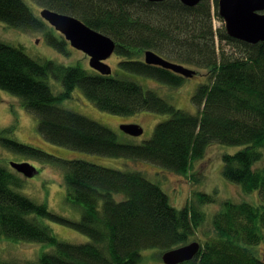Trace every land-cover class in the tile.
I'll use <instances>...</instances> for the list:
<instances>
[{
	"label": "trees",
	"instance_id": "16d2710c",
	"mask_svg": "<svg viewBox=\"0 0 264 264\" xmlns=\"http://www.w3.org/2000/svg\"><path fill=\"white\" fill-rule=\"evenodd\" d=\"M34 1L76 15L112 37L126 72L181 86L187 77L144 61V52L150 49L183 66L206 68L208 81L195 89L193 114L130 78L38 60L24 46L0 40V89L19 97L37 116L38 130L57 156L8 137L12 132L8 128L0 131V142L15 152L63 164L67 200L82 207L78 221L52 214L46 204L17 190L24 179L16 169L17 173L0 164V234L14 241L52 245L54 250L44 252L39 264H140L145 248L168 250L189 243L206 220L200 206L215 203L216 195L192 191L178 209L143 172L60 158L61 148L147 160L197 182L200 178L191 173L192 164L209 145L220 142L243 146L223 155L222 174L246 193L257 191L261 202L223 201L199 253L180 264H264V253L258 250L264 240V167L256 166L264 157V42L250 44L230 37L223 27L215 30L217 0L214 14L210 0L194 7L180 0ZM33 12L25 0H0V21L22 32L42 31L49 44L67 53L61 35L57 37ZM215 35L219 45H233L235 52L226 51L224 45L217 48ZM50 76L62 84L58 95L49 85ZM78 85L95 106L111 114L148 110L171 117L157 123L150 139L123 143L110 128L61 106ZM40 217L71 224L91 240L76 245L60 241Z\"/></svg>",
	"mask_w": 264,
	"mask_h": 264
},
{
	"label": "rangeland",
	"instance_id": "374dc122",
	"mask_svg": "<svg viewBox=\"0 0 264 264\" xmlns=\"http://www.w3.org/2000/svg\"><path fill=\"white\" fill-rule=\"evenodd\" d=\"M32 8L33 13L40 15L41 6L34 0H25ZM214 1V0H211ZM214 24L219 28L225 29L223 19L215 18ZM0 40L8 42L16 46H24L25 51L29 56L35 59H53L59 63L69 66L80 65L91 73L96 71L90 66V62L86 55L76 51L68 41H66L67 53L59 51L48 43L42 31H23L10 27L0 21ZM224 45L226 51L235 52L236 47L226 44L225 42L216 47ZM112 67V75L130 78L143 85L145 88L154 89L155 92L165 97L177 108L183 109L190 113L196 112V107L192 102L195 89L202 83L208 81L206 68H191L197 69L199 73L195 77L185 79L181 86L173 87L159 80L137 73L126 72L121 69L119 62L120 56L114 53L106 61ZM53 91L58 95L62 92L60 80L54 79L52 76L48 79ZM71 97L60 101L61 106L69 108L89 117L104 126L110 128L117 133V137L121 142L142 143L152 137L157 123L166 121L171 117L168 113H160L153 111H139L128 115H119L102 110L95 106L96 104L87 96L83 89L78 85L72 92ZM123 124H138L144 129L143 134L132 136L125 133L121 126ZM8 128V137L40 148L50 154L53 147L46 142L41 135L39 129V120L37 116L27 110L23 101L12 93L0 89V131ZM47 147V148H45ZM243 146L226 145L220 142L212 143L208 146L205 155L194 161L191 173L199 177V181L193 182L189 176H182L168 168H165L154 162L147 160L129 158V157H113L109 155H101L90 153L87 151L75 150L63 147L60 158L67 159H83L93 163L101 164L114 169L120 170H139L143 172L147 178L159 184L168 194L170 204L178 209L183 207L192 196V191H203L210 194H215L217 201L208 203L202 207L206 213V220L198 230V234L191 239L199 241L203 244L207 232L212 228V220L214 214L221 208L222 202L231 200L237 203L250 202L255 205L261 202L260 195L257 191L246 193L242 190L241 185L231 182L222 173L223 155L226 153H235L241 151ZM55 149V148H54ZM53 149V150H54ZM11 162L24 163L28 162L35 166L39 174L34 177H23L24 183L17 190L28 196L36 202L47 205L49 212L71 220H80L82 216V207L68 202L67 186L65 184V168L63 164L55 160H48L30 156L23 153L13 151L11 148L4 147L0 142V164L5 165L9 169L17 171L11 166ZM258 167H264L263 160L256 164ZM119 197V195H116ZM42 223L52 228L54 235L64 242L79 244L89 242L91 239L88 235L75 228L73 225L66 222L53 220L50 218H38ZM54 247L47 243L37 241H14L0 234V262L9 261L18 264H39V259L44 252L53 251ZM258 250L264 253V240L258 246ZM142 259L140 264H165L163 262V253L159 247H149L142 251Z\"/></svg>",
	"mask_w": 264,
	"mask_h": 264
},
{
	"label": "water",
	"instance_id": "95a60500",
	"mask_svg": "<svg viewBox=\"0 0 264 264\" xmlns=\"http://www.w3.org/2000/svg\"><path fill=\"white\" fill-rule=\"evenodd\" d=\"M163 1V0H150ZM187 6H195L202 0H182ZM264 0H219V15L226 21L225 27L229 36L251 44L264 41ZM41 15L58 31L62 32L70 44L90 55V65L99 74L111 75L112 67L106 63L113 51L115 41L87 26L69 14L45 8ZM146 63L174 70L184 77H195L197 70L182 64L166 60L153 51H146ZM121 129L130 135L139 136L144 132L141 125L123 124ZM11 166L26 177H34L38 169L28 162L14 163ZM201 243L193 241L186 245L166 250L162 256L165 264H180L192 260L200 251Z\"/></svg>",
	"mask_w": 264,
	"mask_h": 264
},
{
	"label": "bare ground",
	"instance_id": "6f19581e",
	"mask_svg": "<svg viewBox=\"0 0 264 264\" xmlns=\"http://www.w3.org/2000/svg\"><path fill=\"white\" fill-rule=\"evenodd\" d=\"M150 1V0H149ZM164 1V0H163ZM183 4H185L182 0H180ZM203 1V0H202ZM211 1V0H210ZM151 2H161V1H151ZM201 2V1H200ZM199 2V3H200ZM217 2H218V13H219V0H217ZM198 3V4H199ZM202 3V2H201ZM214 3H216L215 2V0L214 1H211V5H212V11H213V14H214V9H215V4ZM198 4H196V5H198ZM186 5V4H185ZM195 5V6H196ZM40 6V5H39ZM187 6V5H186ZM192 6V5H191ZM190 6V7H191ZM192 7H194V6H192ZM45 8H48V9H51V10H54V11H56V12H59L58 10H56V9H53V8H50V7H48V6H41V9H40V15H38L40 18H42L43 20H44V23H46V25L51 29V30H53V32L57 35V37L59 36V35H61L60 37H58V38H60L61 39V37L65 40V42L66 41H68L67 40V38L65 37V35L62 33V32H60V31H58L50 22H48L42 15H41V12L43 11V9H45ZM61 13H63V12H61ZM259 13H264V11H259ZM65 14H67V13H65ZM69 15H71L72 17H74V18H77V19H79L80 21H82L84 24H86L87 26H90V25H88L85 21H83L81 18H79L78 16H76V15H72V14H69ZM219 15V14H218ZM215 18H220V19H223L224 20V18L223 17H221V15H219V16H216V15H213V25L212 26H214V29L215 30H217V26L214 24V20H215ZM224 22H225V24H226V21L224 20ZM91 28H93L94 30H96V28H94V27H92V26H90ZM14 28V27H13ZM48 28V29H49ZM225 30H226V27H225ZM96 31H98V32H100V33H103L102 31H99L98 29L96 30ZM226 33H227V30H226ZM103 34H105V33H103ZM228 34V33H227ZM106 36H109V35H107V34H105ZM229 35V34H228ZM216 36V35H215ZM110 37V36H109ZM231 37V36H230ZM45 38H46V36H45ZM110 38H112V37H110ZM233 38V37H232ZM113 39V38H112ZM235 39V38H234ZM46 40H47V38H46ZM237 40H239V39H237ZM217 41H218V43H219V39H218V36H216V43H217ZM239 41H242V40H239ZM243 42H245V41H243ZM264 42V41H263ZM8 43V42H7ZM49 43V42H48ZM248 43V42H247ZM251 44V43H250ZM256 44V43H255ZM51 45V44H50ZM115 45H116V42H115ZM53 46V45H52ZM54 47V46H53ZM116 47H117V45H116ZM116 47H115V51H116ZM218 48V47H217ZM74 49L77 51H79L80 53L82 52V54H84V55H86V57L88 58V61L90 62V55H88V53H85L84 51H82V50H80V49H78V48H75L74 47ZM115 51H113V54L114 53H117V52H115ZM146 51H153V52H155L154 50H150V49H147V50H145V52H144V58H145V53H146ZM155 53H157V52H155ZM112 54V55H113ZM158 54V53H157ZM111 55V56H112ZM110 56V57H111ZM53 60V59H52ZM108 60V58L105 60V61H107ZM107 63V62H106ZM109 64V63H108ZM91 66V65H90ZM190 68V67H189ZM113 72V71H112ZM55 79V78H54ZM50 85V84H49ZM51 86V85H50ZM119 195V197H117V198H122V197H124V195L123 194H118Z\"/></svg>",
	"mask_w": 264,
	"mask_h": 264
},
{
	"label": "crops",
	"instance_id": "0c3cea01",
	"mask_svg": "<svg viewBox=\"0 0 264 264\" xmlns=\"http://www.w3.org/2000/svg\"><path fill=\"white\" fill-rule=\"evenodd\" d=\"M143 134V133H142ZM130 135V134H129ZM133 136V135H132ZM110 156V155H109ZM115 157V156H114ZM69 202V201H68ZM55 234V233H54ZM197 241V240H196ZM193 242V241H192ZM190 243V242H189ZM188 244V243H187ZM184 245H186V244H184ZM181 246H183V245H181ZM180 247V246H179ZM176 248V247H175ZM169 250V249H168ZM166 251V250H165ZM164 254V253H163Z\"/></svg>",
	"mask_w": 264,
	"mask_h": 264
},
{
	"label": "flooded vegetation",
	"instance_id": "af4514ba",
	"mask_svg": "<svg viewBox=\"0 0 264 264\" xmlns=\"http://www.w3.org/2000/svg\"><path fill=\"white\" fill-rule=\"evenodd\" d=\"M69 42V41H68ZM70 43V42H69ZM71 45V44H70ZM72 46V45H71ZM73 47V46H72ZM74 48V47H73ZM198 74V72L196 73V75Z\"/></svg>",
	"mask_w": 264,
	"mask_h": 264
}]
</instances>
